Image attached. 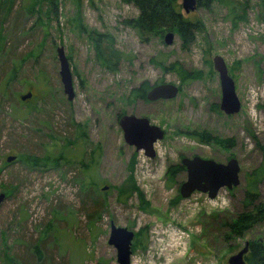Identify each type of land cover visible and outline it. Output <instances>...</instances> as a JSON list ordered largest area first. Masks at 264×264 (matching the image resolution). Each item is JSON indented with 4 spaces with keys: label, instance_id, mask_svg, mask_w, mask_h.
Listing matches in <instances>:
<instances>
[{
    "label": "rangeland",
    "instance_id": "obj_1",
    "mask_svg": "<svg viewBox=\"0 0 264 264\" xmlns=\"http://www.w3.org/2000/svg\"><path fill=\"white\" fill-rule=\"evenodd\" d=\"M13 1L11 16H0L6 36L0 39V189L8 191L0 208V264H119L109 244L111 222L135 233L130 264H228L246 242L264 243V223L226 240L215 222L248 210L245 178L264 164V0H243L241 17L224 3L242 0H198L189 13L179 0L182 16L200 27L188 48L175 31L171 45L165 43L171 31L142 41L125 23L137 8L121 0H55L56 16L46 12L49 4L30 16L33 0ZM91 31L114 41L122 54L117 71L97 60ZM59 47L71 66L73 101L63 91ZM216 56L241 101L234 116L220 109ZM180 69L200 77L183 79ZM146 81L176 85L179 94L156 102L131 97ZM29 92L33 97L22 101ZM119 114L146 117L165 130L154 158L125 142ZM203 130L233 138L235 146L186 134ZM28 156L47 166L24 163ZM196 156L222 164L236 159L240 185L221 189L215 200L199 192L183 199L186 172L171 182L167 169ZM133 186L141 195L120 200L119 192ZM259 189L264 201V179ZM96 204L100 216L90 219Z\"/></svg>",
    "mask_w": 264,
    "mask_h": 264
},
{
    "label": "trees",
    "instance_id": "obj_2",
    "mask_svg": "<svg viewBox=\"0 0 264 264\" xmlns=\"http://www.w3.org/2000/svg\"><path fill=\"white\" fill-rule=\"evenodd\" d=\"M121 1L137 8L139 12L138 16L127 20L125 23L137 32L142 41L147 42L156 36L162 38L166 32L175 31L176 34L180 36L184 48H188L194 42L195 32H197L200 27L193 21L187 20L182 16L180 6L178 5L179 0ZM214 1L215 0H206V3L208 5L210 2ZM13 4V0H0V16L3 20H7L11 16V11L13 9L11 7ZM199 4H201L200 1ZM224 4L229 8L230 14L234 17H241L239 9L247 8L246 2L243 0L241 2L226 1ZM45 5H48L46 11L48 14L53 16L57 15L58 3H56L55 0H33V5L31 9H29L30 11H28L30 16H34L35 14L41 15L44 13L43 9ZM88 37L92 40L97 60L100 64L111 71H117L119 63L121 62L122 54L114 49V41L110 38V36L91 31L88 32ZM0 39L1 41L6 40L2 26H0ZM3 49L4 47L1 48L0 51ZM180 71L182 72L180 75L183 79L200 77V75L197 76L198 74L194 75L193 73H188L182 69H180ZM152 87L153 86L149 82H143L139 87L131 91V97L133 96L138 100L148 102L146 94ZM128 100L130 102L129 98ZM122 115L124 114L118 115V120ZM186 134L208 145L218 144L222 147L224 146L226 149L235 146L233 138L222 139L206 130L194 131ZM59 161L61 160L56 159V162L54 163L55 168L58 167ZM24 163L33 166H47L48 162H42L40 158L28 156L27 162L24 161ZM88 166L89 165H87V167ZM184 172H186V169L181 163L170 165L167 169V177L169 181L175 182L176 177ZM245 179L246 187L244 205L248 207V210L239 214L235 219L230 218L229 220H225L223 222H218V220L215 219V222L218 223L221 228H224V238L226 240H231L233 238L241 239L256 226L264 223V201L260 200L259 191L260 185L264 179V164L260 168L252 171L250 174H247ZM235 189L236 188H233L232 191ZM0 192L8 193L7 189H0ZM135 193H139L135 186L124 190V192L120 191V200H125V198L128 199ZM139 195L141 194L139 193ZM101 206V204L95 205L96 209L92 215H89L90 219H95L100 216L99 209H101ZM220 227L218 226L219 229ZM38 248V246L35 247L34 253L35 256H37V259L42 262L43 254H41L40 248ZM245 260L246 264H264V243L260 241L250 242L249 251Z\"/></svg>",
    "mask_w": 264,
    "mask_h": 264
},
{
    "label": "water",
    "instance_id": "obj_3",
    "mask_svg": "<svg viewBox=\"0 0 264 264\" xmlns=\"http://www.w3.org/2000/svg\"><path fill=\"white\" fill-rule=\"evenodd\" d=\"M198 0H182V6L186 13L194 11ZM264 19V10H263ZM175 34L169 32L165 36V43L171 45ZM60 63V77L64 94L68 101L75 98L73 75L69 60L63 47L57 49ZM214 68L219 73L222 100L220 109L227 116H234L241 111V101L237 95L235 82L230 76L227 65L220 56L213 60ZM179 94L176 85L163 83L153 86L146 94L150 102L158 100H172ZM33 97L28 94L21 97L22 101H27ZM119 126L123 131L125 142L136 148L137 151H144L145 155L154 158L156 153L155 144L165 137V130L153 125L146 117L124 114L119 118ZM16 157L10 156L8 163H12ZM181 164L186 169V181L180 186V195L183 199H188L195 192L207 194L210 199H215L221 189L232 190L240 185V165L236 159H230L226 164L217 163L213 160L201 157L183 158ZM104 187L103 190H106ZM6 200V194L0 193V208ZM135 239L134 231L127 228L118 227L114 222L110 224L109 244L117 250V261L119 264H130L132 257V244ZM249 242L235 255L231 256L228 264H246L245 257L249 251ZM17 264V263H13Z\"/></svg>",
    "mask_w": 264,
    "mask_h": 264
},
{
    "label": "bare ground",
    "instance_id": "obj_4",
    "mask_svg": "<svg viewBox=\"0 0 264 264\" xmlns=\"http://www.w3.org/2000/svg\"><path fill=\"white\" fill-rule=\"evenodd\" d=\"M45 164V163H44ZM261 167V166H260Z\"/></svg>",
    "mask_w": 264,
    "mask_h": 264
}]
</instances>
